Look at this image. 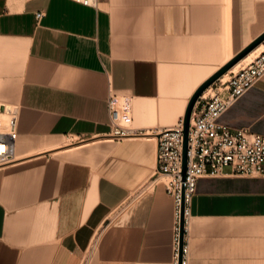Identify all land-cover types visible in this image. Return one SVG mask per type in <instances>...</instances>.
<instances>
[{
    "label": "crops",
    "instance_id": "0c3cea01",
    "mask_svg": "<svg viewBox=\"0 0 264 264\" xmlns=\"http://www.w3.org/2000/svg\"><path fill=\"white\" fill-rule=\"evenodd\" d=\"M263 33L264 0H0V264H173L153 132ZM110 94L130 137L110 138ZM218 123L264 136V78ZM189 211L187 264H264V177L205 176Z\"/></svg>",
    "mask_w": 264,
    "mask_h": 264
},
{
    "label": "built area",
    "instance_id": "2783aa9c",
    "mask_svg": "<svg viewBox=\"0 0 264 264\" xmlns=\"http://www.w3.org/2000/svg\"><path fill=\"white\" fill-rule=\"evenodd\" d=\"M30 1V0H26ZM83 6L95 8L97 0H73ZM43 12L35 13L37 22L44 17ZM264 78V49L250 62L235 72L228 73V79L221 78L213 83L197 100L190 116L187 164L185 178L182 181L183 118L175 126L153 132L156 138L155 177L169 179L165 182L167 192L173 197L175 205L176 227L174 235V261L179 258V221L181 209V188L184 186V237L191 199L196 191L199 179L205 176H235L244 178L264 177V136L245 129L229 130L218 123L220 116L228 110L249 89ZM199 109H196L197 106ZM110 118V138L119 140L130 137L133 131L128 127L131 120V102L127 97L110 94L107 99ZM0 131V144L4 150L0 153V167L15 162L14 140L15 118ZM186 245L183 246L181 264H187Z\"/></svg>",
    "mask_w": 264,
    "mask_h": 264
},
{
    "label": "water",
    "instance_id": "95a60500",
    "mask_svg": "<svg viewBox=\"0 0 264 264\" xmlns=\"http://www.w3.org/2000/svg\"><path fill=\"white\" fill-rule=\"evenodd\" d=\"M264 42V33L256 38L251 44L246 46L241 52L236 54L231 60H229L224 66H222L218 71H216L210 78H208L199 88L194 92L190 98L187 108L183 116V152H182V181L185 178L186 164H187V142H188V130L190 116L193 108L199 99V97L217 80H219L223 75H225L232 67H234L239 61L245 58L250 52L261 45ZM184 186L181 188V209H180V221H179V258L178 264H181L183 256V246H184Z\"/></svg>",
    "mask_w": 264,
    "mask_h": 264
},
{
    "label": "bare ground",
    "instance_id": "6f19581e",
    "mask_svg": "<svg viewBox=\"0 0 264 264\" xmlns=\"http://www.w3.org/2000/svg\"><path fill=\"white\" fill-rule=\"evenodd\" d=\"M264 49V42L259 45L257 48H255L252 52H250L245 58H243L241 61H239L234 67H232L228 72H235L238 68L242 67L244 64L248 63L250 60H252L253 58H255L257 56V54L259 52H261L262 50ZM228 72L227 74L223 75L221 77V79H225L227 76H228ZM209 90L207 89L204 93H203V96L206 95V93L208 92ZM3 109V108H2ZM11 111V110H10ZM2 113V112H1ZM0 113V114H1ZM9 115V114H8ZM153 139H155V143H156V138L155 137H152ZM0 147L3 148L2 151L0 153L3 152L4 150V146L0 144Z\"/></svg>",
    "mask_w": 264,
    "mask_h": 264
},
{
    "label": "rangeland",
    "instance_id": "374dc122",
    "mask_svg": "<svg viewBox=\"0 0 264 264\" xmlns=\"http://www.w3.org/2000/svg\"><path fill=\"white\" fill-rule=\"evenodd\" d=\"M251 61V60H250ZM249 61V62H250ZM247 64V63H246ZM245 65V64H244ZM243 65V66H244ZM239 69V68H238ZM237 69V70H238ZM236 70V71H237ZM229 73V72H228ZM227 74V73H226ZM228 79V76L225 78V79H223V81H225V80H227ZM211 93V91H208L207 93H206V95H205V97H207L209 94ZM10 118H11V116H9V115H5V116H1L0 115V131L1 130H4V128H6L7 126H8V122H9V120H10ZM169 181V179H164V182H168Z\"/></svg>",
    "mask_w": 264,
    "mask_h": 264
}]
</instances>
